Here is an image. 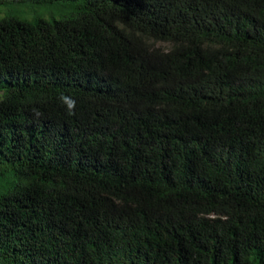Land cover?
<instances>
[{
	"label": "trees",
	"instance_id": "16d2710c",
	"mask_svg": "<svg viewBox=\"0 0 264 264\" xmlns=\"http://www.w3.org/2000/svg\"><path fill=\"white\" fill-rule=\"evenodd\" d=\"M0 264H264V0H0Z\"/></svg>",
	"mask_w": 264,
	"mask_h": 264
},
{
	"label": "rangeland",
	"instance_id": "374dc122",
	"mask_svg": "<svg viewBox=\"0 0 264 264\" xmlns=\"http://www.w3.org/2000/svg\"><path fill=\"white\" fill-rule=\"evenodd\" d=\"M4 15V14H3ZM2 16V15H1ZM158 45V47H160V48H166V45L165 44H157Z\"/></svg>",
	"mask_w": 264,
	"mask_h": 264
}]
</instances>
